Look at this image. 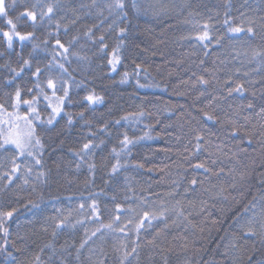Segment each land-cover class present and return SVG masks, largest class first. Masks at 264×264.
<instances>
[{
  "label": "trees",
  "instance_id": "obj_1",
  "mask_svg": "<svg viewBox=\"0 0 264 264\" xmlns=\"http://www.w3.org/2000/svg\"><path fill=\"white\" fill-rule=\"evenodd\" d=\"M110 2L17 0L10 12L17 30L34 35L12 48L0 35V104L9 112L17 87L23 99L40 97V88L50 93L49 78L58 96L62 82L68 89L52 124L39 98L35 127L43 147L16 159L11 184L5 174L16 150L0 149V212L15 209L8 235L0 232V246L7 241L0 264H120L124 250L137 245L130 264L264 258V235L259 227L248 233L251 212L244 211L264 206V119L257 115L264 59L254 55L264 52V0H137L141 11L129 5L126 18L111 15ZM49 4L51 18L42 17ZM25 9L37 13L36 22L20 16ZM0 29L7 30L3 18ZM204 31L210 39L198 40ZM21 68L19 76L12 71ZM239 85L242 92L229 93ZM197 135L204 137L199 151ZM144 212L157 218L137 233ZM109 223L124 231L102 227Z\"/></svg>",
  "mask_w": 264,
  "mask_h": 264
},
{
  "label": "snow or ice",
  "instance_id": "obj_2",
  "mask_svg": "<svg viewBox=\"0 0 264 264\" xmlns=\"http://www.w3.org/2000/svg\"><path fill=\"white\" fill-rule=\"evenodd\" d=\"M95 3V0H93ZM17 3V0H0V18H3L4 23L7 27V30L0 29V35H2L7 43L8 48H12L13 42L15 40H19L20 42H23L25 40H28L33 37L34 33L28 32L25 34H22L20 31L17 30V24L14 21L12 15L10 12L15 8ZM130 5V7L137 12L141 11V6L137 2V0H111L110 3H108L106 6L110 12L111 15H115L116 18H126L127 16V7ZM35 7V6H33ZM47 11L41 12L40 15L43 16H49L51 18V14L54 11V6L49 4L46 6ZM20 16L27 17L31 21L36 22L37 20V13L32 10L25 9L23 12L20 13ZM20 16H17L16 19L18 20ZM225 23H228V21H225ZM205 29L207 28V25L204 26ZM126 31V29L121 28L120 32L123 34ZM229 32L239 33L241 31H244V29L239 27H230L228 29ZM247 32L252 33L253 29L248 28ZM100 41L103 42L104 37L101 36ZM209 33L207 31H204L201 35L198 36V40L205 41L209 40ZM56 45L63 50L61 53L66 54L68 52V48L64 46L60 42L59 39L56 40ZM106 47V45H105ZM206 47V45H205ZM255 56H259L262 59H264V52H255ZM66 59V56H65ZM53 60H56V57H53ZM119 62L118 57L116 56L115 52H113V59L109 61L110 64L113 65V70H115V64ZM25 66L30 65V60H24L23 61ZM64 72H67V69L64 67L63 64L58 65ZM12 71L15 73L16 76H19L20 73L23 71V68H21L19 71L12 69ZM40 69L36 68L34 75L37 77L40 74ZM127 76V74H125ZM202 83H207V81H203V78H201ZM37 87L39 88V84H37ZM47 87L49 89H52V95L56 96V83L53 79L49 78L47 80ZM61 90L63 91V96H57L56 99L59 102V107H53L52 108V115L47 120L48 124H52L55 117L59 115V113L63 110V103L64 100L68 97V89L67 87L63 86ZM232 91L236 92H242L243 91V85H239L235 89H230L229 93L231 94ZM40 94L44 95L45 99H49V97L44 93V89L40 88ZM39 97L33 96L32 99H23L22 98V92L19 87L16 88L15 94H14V103L12 104L13 111L9 112L7 108H5L4 104H0V149L7 150V146H12L16 150V156L12 159V170L11 173H6L5 175L8 177V184L12 183L13 176L20 170V164L16 163V159L22 156L27 155L28 157H36V152L33 149H42L43 145L41 143L40 138L36 134V127L34 121H39L41 119L40 113L37 109V102ZM86 99L91 103H97L102 102V97L95 96V95H88ZM21 105H26V110L21 113L19 111ZM249 108L252 107L251 104L248 105ZM82 115V114H81ZM258 116H260L262 119H264V108H261L259 112L257 113ZM205 116L208 120H212L213 117L211 115H208L205 113ZM71 116L69 115V123H71ZM204 139L203 136L197 135V151L200 149L199 142ZM132 141L129 140L127 136L124 137V141L122 142L124 147H127L128 144H131ZM92 147L91 142L86 143L83 145V150L87 152ZM115 151V150H113ZM42 155V152H41ZM81 159H83V156H81ZM35 164L39 165L41 164V160L39 158L35 159ZM117 165H119V161L117 160ZM197 168H203V164H197L195 165ZM117 170L116 166L113 167L112 171L115 172ZM29 172H31V168L28 169ZM24 183H28L27 179L24 180ZM191 183L193 185L196 184V180H192ZM255 199V198H254ZM83 207V205H81ZM93 209L95 210V202H93L92 205ZM117 210L119 211V206H117ZM12 211L7 212H0V232L4 234L6 237L8 235V228L6 227V220L10 219L13 215ZM245 213L251 212V217L248 221V233L251 235H256L257 233L254 231L256 227H259L261 232V235H264V206H261L259 210H257L256 204H253L251 208H245ZM259 212V214H258ZM162 215V214H161ZM157 217L155 215H151L148 212L143 213V217L140 219L139 224L137 225V233H139V230L144 225L145 220H149L151 222L152 219H156ZM120 217L116 216L114 217V222L119 221ZM62 223V222H61ZM131 223V221H129ZM103 228L111 229L113 231H120L123 232V228L113 229V224L109 223L106 225H102ZM97 231H101V229H97ZM96 232L92 233V236H95ZM90 239V237L88 238ZM88 239H85L81 245L80 248H83L86 243H88ZM137 246L132 247L131 251H127V249L124 250V253L121 257L120 264H125L126 261H128V258L132 256L137 251ZM7 248V241L5 240V243L3 246H0V250H6ZM11 255L10 253L8 254ZM255 253H253V256ZM253 256H249V262L250 264H264V258L257 259L253 261ZM262 256H264V253H262ZM128 264H130V261H128Z\"/></svg>",
  "mask_w": 264,
  "mask_h": 264
},
{
  "label": "rangeland",
  "instance_id": "obj_3",
  "mask_svg": "<svg viewBox=\"0 0 264 264\" xmlns=\"http://www.w3.org/2000/svg\"><path fill=\"white\" fill-rule=\"evenodd\" d=\"M48 89H49V88H48ZM49 90H50V93H45V94L49 97V99H45L44 95H41L39 98H40V99H44L45 102L49 105V107L51 108V111H52V108H53V107H59V102H58L57 99H56V97H57L58 95L56 94V96H53V95H52V89H49ZM55 91H56V89H55ZM38 102H39V99H38ZM38 102H37V105H36V106H37V109H38V111H39ZM65 102H66V99L64 100L63 106H64ZM26 108H27L26 105H21L19 111H20L21 113H23V112L26 110ZM11 112H12V111H11ZM62 112H63V110L59 113V115H57V116L55 117L53 123H54V122H55V121L61 116ZM39 113H40V112H39ZM40 117H41V115H40ZM41 122H42V118H41L39 121H34L35 126H36L37 124H40ZM7 147H11V148H13L12 146H7ZM33 150L35 151V149H33ZM26 157H28V156H27V155L22 156V158H26Z\"/></svg>",
  "mask_w": 264,
  "mask_h": 264
}]
</instances>
